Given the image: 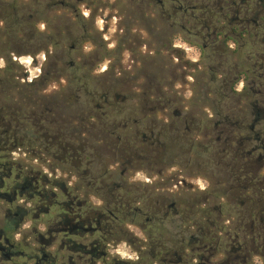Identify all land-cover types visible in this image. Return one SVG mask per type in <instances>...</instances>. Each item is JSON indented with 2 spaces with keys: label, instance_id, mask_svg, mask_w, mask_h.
Segmentation results:
<instances>
[{
  "label": "trees",
  "instance_id": "16d2710c",
  "mask_svg": "<svg viewBox=\"0 0 264 264\" xmlns=\"http://www.w3.org/2000/svg\"><path fill=\"white\" fill-rule=\"evenodd\" d=\"M262 3L259 7L264 21ZM250 7L236 12L237 17L243 15L241 20L229 21V25H235L234 34H221L225 48L238 43L233 39L237 33L240 37L250 34L247 24H253L259 31L263 38L260 44L264 47V23L257 24V13L249 20L247 12H253ZM12 10L14 31L28 29L26 36L30 41L45 40L46 48L41 47L40 51L59 46L55 39L65 35L64 30L45 32L42 36L34 17H21L16 4ZM42 22L48 24L44 19ZM188 44L205 52L203 46ZM174 45L172 41L173 50ZM66 57L65 52L38 79L22 83L16 75L20 67L8 56V30L0 29V59L6 62L0 69V92L8 93L4 100L0 99V190L1 179L8 176V231L14 233L18 225L26 222L48 220V234L60 238L58 249L68 250L84 264H192L196 258L199 264L205 262L215 251L219 208L224 215L233 201L234 185L245 191L257 177L256 160L261 154L256 149H261L263 144L256 133H249L248 127H255L261 119L264 104L255 99L250 87H244L241 92H237V87L250 75L264 82V53L257 64H239L237 79L227 80L232 93L239 97L238 105L242 106L245 120L235 123L214 107L218 119L222 117L220 123L235 128L234 136L223 143L219 138H209L208 133L207 142L197 138L203 129L209 130L211 123H215L204 114L198 119L176 115L173 137L165 129L158 133L148 129L141 120L97 131L92 112L83 106L75 108L76 99L71 93L73 80L70 74H65L69 71ZM56 71L62 72L65 83L58 91L47 94L45 91ZM213 73V67L205 65L194 75L197 92L194 103H206L219 90ZM84 88L86 84L81 90ZM108 95L106 92L101 96L109 108L113 103L108 102ZM7 97L14 98L15 104H8ZM250 139L255 146L248 149ZM219 144L223 150L218 151ZM18 151L26 154L29 161L40 162L53 176L23 160H14L12 154ZM3 154H8V160ZM220 155H223L221 159ZM225 158L229 161L223 174L217 167ZM170 168L189 170L191 178L203 177L210 186L204 191L187 189L174 194L133 181L137 173L162 177ZM19 199L25 204L18 205ZM94 200L102 205L98 206ZM253 211V216L264 217V206L259 205ZM129 227L138 228L143 237L132 235ZM32 234L43 239L37 228ZM75 239L89 242L80 244ZM120 244L130 246L138 260H123L114 254L113 250Z\"/></svg>",
  "mask_w": 264,
  "mask_h": 264
},
{
  "label": "rangeland",
  "instance_id": "374dc122",
  "mask_svg": "<svg viewBox=\"0 0 264 264\" xmlns=\"http://www.w3.org/2000/svg\"><path fill=\"white\" fill-rule=\"evenodd\" d=\"M263 1L0 0V29L8 30V56L20 67L16 75L22 83L38 79L66 52L65 64L69 71L65 74H70L73 80L71 93L76 99L75 108L83 106L92 112V123L97 127V131L108 130L114 124L122 125L127 121L131 124L141 120L148 129H155L157 133L165 129L169 132V137H173L172 135H176L172 132L176 128L175 116L178 114H182L184 118L188 115L192 119H198L204 114L207 119L220 123L222 117L218 119L213 111L216 106L219 113L230 116L235 123L245 120L242 106L238 105L239 97L232 93L227 80L237 79L235 73L238 74L239 64L260 62L259 57L264 53V47L260 44L263 38L253 24H247L246 28L250 34L240 37L237 33L233 39L238 43H231L229 48H225L221 34H234L235 25H229V21L238 18L241 20L243 15L237 17L236 12L248 6L253 10L247 12L249 20L253 17L252 14L257 13V24H263L259 7V4L263 5ZM13 4H16L21 17L35 18L41 34L64 30L66 34L55 39L59 46H50L43 52L40 48L46 44L45 40L30 41L26 36L28 29L20 28L19 31H14L10 19ZM42 19L48 21V24H44ZM48 27L51 28L49 31ZM244 30L241 29L242 32ZM172 41H175L174 50L171 49ZM188 42L203 46L205 52L190 46ZM205 65L213 67L212 77L217 80L216 86L219 90L213 93L206 103H194L197 95L194 75H198ZM5 66L6 62L0 59V69ZM64 78L62 72H54L45 93L58 91L61 84L65 83ZM83 84H86L87 88L81 90ZM246 86L253 90L255 99L264 104V82L250 75L248 80L237 87V92H241ZM106 92L109 94L108 102L113 103L109 108L101 96ZM4 95L8 96V93L0 92L1 100H4ZM6 102L15 104V99L8 100L7 97ZM96 106H99V109H96ZM261 111L262 116L255 126V131L264 145V105H261ZM215 123H211L209 130L203 129L197 138L207 142L208 133L209 138H219L223 143L230 136H234V127ZM195 136L196 134L191 138ZM182 138L187 139L184 136ZM218 146V151L223 150V147H220L222 144ZM253 146L254 142L249 141L248 149ZM2 156H6L8 160V154ZM222 156L220 155V159ZM12 157L14 160L32 164L36 169L45 170L50 177L53 176L40 162L29 161L22 151L13 153ZM257 160L258 180L264 183V150ZM228 161L229 158L221 161L217 170L224 174ZM233 164L232 162L234 168ZM60 176L58 174V177ZM133 181L174 194L187 189L204 191L210 186L207 179L191 178L190 171L182 168H170L162 177L137 173L133 176ZM0 191L4 192V189ZM240 200L245 201L246 198ZM94 201L98 206L102 205L101 202ZM17 203L23 205L25 201L19 199ZM6 210V203L0 199V223H5ZM233 215L229 205L223 216L227 220ZM47 224L48 220L43 219L37 223L26 222L18 225L14 233L19 235L15 238H27L31 231L37 228L43 235L45 245H49L48 250L53 252L58 249L61 241L60 238L48 234ZM129 229L132 235L143 237L138 228ZM75 240L80 244L89 242L88 239ZM35 246L37 245L34 244L31 248ZM113 253L123 260H138L137 253L127 244H120ZM199 263L198 258L192 261V264Z\"/></svg>",
  "mask_w": 264,
  "mask_h": 264
},
{
  "label": "flooded vegetation",
  "instance_id": "af4514ba",
  "mask_svg": "<svg viewBox=\"0 0 264 264\" xmlns=\"http://www.w3.org/2000/svg\"><path fill=\"white\" fill-rule=\"evenodd\" d=\"M248 128L250 134L256 133L254 125ZM262 149L264 145L261 149L257 148L256 152L262 155ZM256 176V179L251 180L254 184L245 191L238 190L237 185H234L233 201L230 202L233 216L225 220L221 207L219 208L215 227V251L202 264H264V217L253 216L255 207L264 206V199L258 200L260 197L264 198V183L259 182L258 173ZM6 180L8 181V176L1 179V189L4 192L0 191V199L7 205L5 223H0V264H80L81 261L78 262L76 256L66 249L49 251V245H45L43 239L39 240L35 234L16 240L15 236L19 233L8 231ZM241 198L246 200L241 201ZM34 244L37 246L31 248Z\"/></svg>",
  "mask_w": 264,
  "mask_h": 264
}]
</instances>
